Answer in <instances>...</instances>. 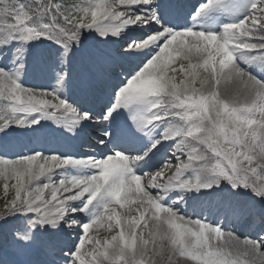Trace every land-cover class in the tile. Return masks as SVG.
Instances as JSON below:
<instances>
[{
    "label": "snow or ice",
    "instance_id": "1",
    "mask_svg": "<svg viewBox=\"0 0 264 264\" xmlns=\"http://www.w3.org/2000/svg\"><path fill=\"white\" fill-rule=\"evenodd\" d=\"M0 264H264V0H0Z\"/></svg>",
    "mask_w": 264,
    "mask_h": 264
},
{
    "label": "bare ground",
    "instance_id": "2",
    "mask_svg": "<svg viewBox=\"0 0 264 264\" xmlns=\"http://www.w3.org/2000/svg\"><path fill=\"white\" fill-rule=\"evenodd\" d=\"M188 211V213H189V210H187ZM189 215H190V213H189Z\"/></svg>",
    "mask_w": 264,
    "mask_h": 264
}]
</instances>
